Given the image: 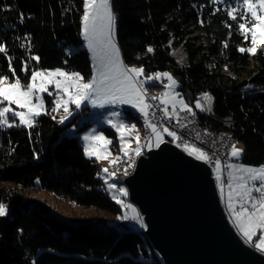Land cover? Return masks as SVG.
I'll return each instance as SVG.
<instances>
[{"label":"trees","instance_id":"16d2710c","mask_svg":"<svg viewBox=\"0 0 264 264\" xmlns=\"http://www.w3.org/2000/svg\"><path fill=\"white\" fill-rule=\"evenodd\" d=\"M112 3L125 64L142 65L148 73L172 71L190 104L211 93L214 113L200 112L201 122L242 142L244 163H264V47L255 55L239 51L251 46V38L245 41L237 21L226 14L237 0ZM82 15V0H0V43L16 76L27 83L32 70L63 68L89 78ZM171 43L183 47L186 64L172 53ZM7 56L0 54V75L14 79ZM51 104L48 99L47 114L32 129H0V203L9 206L0 217V264H165L145 234L118 230L126 220L118 218L123 210L97 175L101 163L86 157Z\"/></svg>","mask_w":264,"mask_h":264},{"label":"snow or ice","instance_id":"6c2138e0","mask_svg":"<svg viewBox=\"0 0 264 264\" xmlns=\"http://www.w3.org/2000/svg\"><path fill=\"white\" fill-rule=\"evenodd\" d=\"M213 4L226 2V0H211ZM83 15H82V36L87 42L88 50L92 56L93 74L87 82L81 73L73 71L67 72L61 68L54 70H32L30 81L22 83L19 76H16L15 69L12 68V57L7 56V48L4 43H0V54L7 56L9 64V72L14 77L12 83H8V75H0V129L11 127H27L32 129L35 126L36 118L42 114H47V108L44 103L43 96L39 93H47L54 96L52 102V113L63 111V115L59 117V123L64 124L65 121L72 117L73 111L70 107L75 106L79 110L82 105L87 102L93 109H104L107 105H131L137 109L145 120V126L151 130V135L155 137L156 146L163 142V135L174 140L178 138V134L167 127L160 128L157 124L152 123L149 117V110L153 107L148 103L149 99L155 101L156 96L148 97L146 94L145 85H152L155 81H161L167 77L169 84L168 88L173 90L177 85L170 73H155L147 76L145 79L140 77L144 74L143 68L128 67L124 64L120 49L115 41L117 14L113 9L112 0H82ZM219 11V9H217ZM228 17L233 21H237V28L243 35L244 40L248 41L250 36V47L239 48V51L255 55L259 47L264 44V0H240L235 7H229L226 11ZM242 20L243 22H239ZM20 22H23L24 15L20 14ZM203 23V21H201ZM250 25V26H248ZM232 27V25H227ZM12 27H15L12 25ZM30 40V37H28ZM23 47V45H21ZM227 47V43H225ZM148 52L153 49L149 46ZM32 59L39 61V57L35 56ZM25 73L28 72L27 63L22 69ZM25 79H28L27 76ZM49 85H54L56 91L50 92ZM251 88V86H249ZM264 91V89H261ZM179 93H175L179 97ZM207 101V109L197 101L196 108L201 111H211L212 96L208 93L202 94ZM170 93L165 91L161 93L160 102L164 106V115L167 118L176 117L178 119L176 105H181L182 111H187L192 115L195 113L183 101L182 98H168ZM33 97L38 100V103H33ZM7 102V103H5ZM172 105V111L169 112L168 105ZM12 105H17L22 111L15 110ZM111 117H119L120 113L111 112ZM18 118V123L16 122ZM56 120L55 115L52 116ZM107 123L115 129L119 136L120 152L124 157H129L130 152H135L137 156L141 154V148L144 145L140 144V138L137 135V146L135 149H129L130 133L136 129L135 124H127L122 120L113 122L109 118ZM75 127V125H73ZM31 134V133H30ZM83 152L89 158L95 157L97 160L107 159L109 146L112 140L105 136L104 132L92 129L83 136ZM151 137L149 138V142ZM186 150H189V155H195L197 159L210 161L208 153L203 149L189 145L187 142L184 145ZM244 150L232 145L230 156L238 157ZM107 154V155H106ZM117 156L116 160L111 161L116 164L120 160ZM130 159V166L134 165L135 161ZM217 173L221 172L222 165L219 159L215 162ZM230 171L228 173L227 182V207L231 213V218L238 228L239 232L245 237L248 243L253 242V238L260 232L259 240L255 243V247L264 250V166H245L243 164L227 165ZM103 175L102 179L109 191H118L121 196L126 197L128 190L125 187L117 188L116 183H111L110 178H114V173L108 172L107 168L97 173L98 176ZM124 175H129L128 171H124ZM217 181L220 182L221 196L224 195L225 184L221 175H217ZM258 194V195H257ZM113 199L126 209H132L133 215L129 216L127 212L118 217L122 220H135L141 227H145L143 217L131 205L123 199H117L113 194ZM9 206L0 203V217L8 215Z\"/></svg>","mask_w":264,"mask_h":264},{"label":"water","instance_id":"95a60500","mask_svg":"<svg viewBox=\"0 0 264 264\" xmlns=\"http://www.w3.org/2000/svg\"><path fill=\"white\" fill-rule=\"evenodd\" d=\"M124 183L165 264H264L231 223L204 160L164 140L137 157Z\"/></svg>","mask_w":264,"mask_h":264},{"label":"rangeland","instance_id":"374dc122","mask_svg":"<svg viewBox=\"0 0 264 264\" xmlns=\"http://www.w3.org/2000/svg\"><path fill=\"white\" fill-rule=\"evenodd\" d=\"M238 3H240V0H237V4ZM117 33H118V29H117V26H116L115 41H116ZM82 39H83V47H85L87 49V51L89 53V56H90V59L92 61V58H91L92 54L88 50L87 42L84 40L83 36H82ZM116 43H117V41H116ZM117 46H118V43H117ZM260 47H264V44H262ZM171 48H172V53L178 58L179 62L181 64H186L187 63V54H186L185 50L183 49V47L181 45H176L174 43H171ZM120 54H121V58L123 60V56H122L121 50H120ZM123 62H124V60H123ZM92 64H93V61H92ZM124 64H125V62H124ZM128 67L143 68L144 69V74L141 77H144V79L147 76L153 75L155 73H170L171 76H172V78L175 81H177V85H176L174 91L171 90V89H169L167 87L168 84H169V81H168L167 77H164V78H162L161 81H155L152 85L146 84L145 85L146 93L152 92V93H155V95H157V94H161V93H163L165 91H169L170 96L169 97H166L165 99H168V98L180 99V98H182L183 101L193 111L198 110L199 112H204V111H201L200 109L196 108L197 101H199V103L205 107L204 102L200 98L194 104H190L181 95V91H180L181 83H180V80L178 79V77L172 71L165 70V71H158V72L148 73V72H146L145 68L142 65H131V66H128ZM54 69H56V68H52V69H39V70H54ZM61 69H63V68H61ZM63 70L64 71H67V72H73V71H69V70H66V69H63ZM92 74H93V67H92ZM91 76L89 78H86V77L83 76L84 77V81L87 82V80H89L91 78ZM13 81H14V79H10V78L8 79V83H12ZM22 83H24V82L22 81ZM157 86H162V88H159L158 89ZM49 91L54 93L56 91L55 86L54 85H49ZM175 93H179L180 94L179 97H176L175 96ZM38 95L43 96L44 103H45L47 109H48L47 100L50 99L51 102H53L54 99H55L54 96H50L47 93H39ZM147 102L150 103L149 101H147ZM5 103H7V102H5ZM33 103L34 104L35 103H38V100L35 97H33ZM51 106H53V104H51ZM176 106L181 107V105H179V104H177ZM12 107L15 110H17V111H22L23 110V109H20L17 105H12ZM70 107L72 108L73 115H72V117H69V119L67 121H65L64 124H62L63 126L66 127V133L68 135H72V136L78 137L80 139L81 143L83 144L84 143L83 142V139H82L83 136L86 133H88L89 131H91L92 129H96L97 131L104 132L105 136H107L109 139L112 140V144L109 146V152L111 154L107 156V159L97 160L95 157H93L91 159H95V160L99 161L101 163L102 169L107 168L108 169V172L114 173V178H110V181L109 182L116 183L117 184V188H119V187H125V188H127L124 182H120L119 181V176L121 174H119V172L116 170L115 165L111 163V161L116 160L117 156H120L121 158L124 157V156L120 152L119 136L116 133L115 129L112 128L107 123V120L109 118H111V119H113V122L114 123L115 122H119V121L122 120L124 123H127V124H135L136 125V129L132 130L131 133H130L129 143L127 144V147L129 149H135L136 146H137V140H136L137 135L140 138V144L141 145H145L144 135H143V128H142V125H141L139 119L136 117V115H140L141 113L137 109L133 108L131 105H119V104H117V105H107L104 109H100V108L93 109L90 104H88L87 102H85V104L82 105L79 110L75 109V106L74 105H71ZM168 107H172V105L169 104ZM113 111L120 113V116L119 117H111L110 116V113L113 112ZM150 113H151V109L149 110V115H150ZM56 114L60 117L64 113H63L62 110H60ZM16 122L18 123V118H17V121ZM73 125H75V127H73ZM167 136H168L167 133H164V135H163V141L165 140V138ZM233 144H235V146L237 148L244 150V145H243L242 142H240L238 140H235L233 142ZM143 147L141 148V153H142ZM152 147H156V141H155V137L154 136H152L150 142L148 143V149H150ZM231 148H232V146H231ZM190 150L191 149L186 150V151L189 153ZM230 152H231V149H230ZM243 152L238 157H231L230 156V163L229 164H238V165L239 164H243L245 166H253V167L264 166V163H262L260 165H249V164L244 163L243 160H242ZM193 156H195V155H193ZM129 157L131 159H134V161H135L138 156L135 154V152H130L129 153ZM221 165H222V169H221V172L218 173V174L221 175L222 180H223L224 179V172H223V164H222V162H221ZM133 167H134V165L128 170V173H131L132 172ZM230 171H232V170L229 169L228 173ZM228 173H227V181L225 183L224 195L223 196H221V192H220V182L216 180L218 192H219V194H220V196L222 198V201H223L224 206L226 208V212L228 214V217H229L231 223L233 224V226L235 227V229L238 231V233L240 234V236L243 238V240L247 244H249L252 247L256 248L255 247V243L258 242V240H259V235H260L259 230H258L257 236H255L253 238V242L252 243H248L246 241L245 237H243V235L239 232L238 228L235 226V224H234V222H233V220L231 218V213H230V211H229V209L227 207V192H228V188H227L226 185H227V182H228ZM103 175H107V174L102 173L101 174V177ZM104 188H105L106 192L110 195V197L112 199H113V194H115L116 197H117V199H123L126 203L129 204L130 200L128 198V195L126 197H124V196H121V194L118 191H115V190L114 191H109L107 189V186L105 184H104ZM113 200L116 201L115 199H113ZM120 206H121V208L123 210V215H124L125 212H127V214L129 216L133 215L130 209H126L122 205H120ZM130 221H132V220H126V223L123 224V225H121V226H127V224ZM258 250L264 253V250H260V249H258ZM156 252L161 257L159 251L157 250Z\"/></svg>","mask_w":264,"mask_h":264},{"label":"built area","instance_id":"2783aa9c","mask_svg":"<svg viewBox=\"0 0 264 264\" xmlns=\"http://www.w3.org/2000/svg\"><path fill=\"white\" fill-rule=\"evenodd\" d=\"M141 79H144L143 77H140ZM148 97L156 96L157 100L153 101L149 99L148 101L150 104L153 105L151 108V113L149 115V120L152 123H155L160 127L161 129L164 127L169 128L170 130L175 131L178 134L177 139H173L170 136H167L165 140L170 141L172 144L180 147L181 149L185 150V143L187 142L189 145H193L196 147H199L201 149H212V156H210L211 160L206 161L204 160L213 171V176L216 178L218 173L216 171V165L215 162L217 159L220 160L223 164V172H224V184L227 181V173L229 171V168L227 165L230 163V149L233 143H230V134H227L226 131H218L217 136H209V135H202L201 133L196 132V124H192L189 117V112L182 111L181 107L176 106L177 112L179 113L178 119L176 117L167 118L164 115L163 108L164 106L160 102V96L161 94L155 95V93L149 92L146 93ZM207 103H206V109H207ZM169 112L172 111V107H168ZM208 110H205L204 112H207ZM152 138L151 130L149 135L146 138ZM148 151V145H144L142 153L146 154ZM187 152V151H186ZM125 164L123 161L122 164H117L119 166ZM126 177V176H125ZM217 180V178H216ZM129 204H133L131 201ZM132 212V209H130ZM133 214V212H132ZM140 214V213H139ZM142 216V214H140ZM124 228L127 229H145V227H141L137 221L132 220L130 221L127 226H124Z\"/></svg>","mask_w":264,"mask_h":264},{"label":"bare ground","instance_id":"6f19581e","mask_svg":"<svg viewBox=\"0 0 264 264\" xmlns=\"http://www.w3.org/2000/svg\"><path fill=\"white\" fill-rule=\"evenodd\" d=\"M143 78H144V77H143ZM203 94H204V93H203ZM208 94L212 96L211 93H208ZM199 98L204 102V104H205V109H206V103H207V101L204 100L202 94L199 95ZM212 98H213V96H212ZM213 105H214V98H213V100H212V104H211V111H212V109H213ZM192 111H193V110H192ZM193 112L195 113V115H192L191 113H189V117H190V121H191V123H192V124H196V132H197V133H201L202 135H209V136H217V135H218V131H217V130L212 129V128H210V127L204 125V124L201 122V120H200V112H199L198 110H195V111H193ZM136 116H137L138 119L141 121V125H142V128H143V135H144V142H145V145H148V143H149V138H146V137L149 135V133H150V129L147 128V127L145 126V120H144L142 114H140V115H136ZM148 119H149V117H148ZM230 122H231V117L226 118V123L229 124ZM226 133H227V134H230V143H233V142L235 141V139H234L232 133H231V132H228V131H226ZM204 150L208 153L209 157L212 156V149H204ZM146 153H147V152H146ZM131 160H134V159H131ZM123 161L125 162V164H123V165H121V166L117 165V164H122ZM135 161H136V160H135ZM132 166H133V165L130 166V159H129L128 157H122V158H120L119 161H117V163L115 164V168H116V170L119 172V174H121V175L119 176V181H120V182H124V179H125L124 171H125V170L128 171ZM132 203H133V202H132ZM132 206H133V207H134V208H135L140 214H142V213L140 212L138 206H137L135 203H133ZM142 217H143V220H144V215H142ZM138 224H139V223H138ZM144 224H145V228H146L145 220H144ZM139 225H140V224H139ZM117 228H118V227H117ZM118 230H119V231L136 230L137 232H142V233H143V231H144V229H127V228H124V226H119Z\"/></svg>","mask_w":264,"mask_h":264}]
</instances>
